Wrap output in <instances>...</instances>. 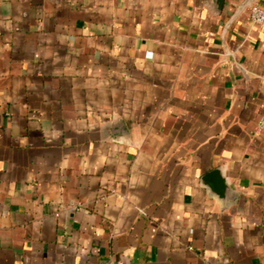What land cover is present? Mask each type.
I'll list each match as a JSON object with an SVG mask.
<instances>
[{
	"label": "crops",
	"instance_id": "0c3cea01",
	"mask_svg": "<svg viewBox=\"0 0 264 264\" xmlns=\"http://www.w3.org/2000/svg\"><path fill=\"white\" fill-rule=\"evenodd\" d=\"M243 1L0 0V264H264Z\"/></svg>",
	"mask_w": 264,
	"mask_h": 264
},
{
	"label": "built area",
	"instance_id": "2783aa9c",
	"mask_svg": "<svg viewBox=\"0 0 264 264\" xmlns=\"http://www.w3.org/2000/svg\"><path fill=\"white\" fill-rule=\"evenodd\" d=\"M250 21L254 25H263L264 24V10L255 6L250 10L249 14ZM148 57H152V54H148ZM193 233V231H191ZM109 264H131L124 261L111 262Z\"/></svg>",
	"mask_w": 264,
	"mask_h": 264
},
{
	"label": "water",
	"instance_id": "95a60500",
	"mask_svg": "<svg viewBox=\"0 0 264 264\" xmlns=\"http://www.w3.org/2000/svg\"><path fill=\"white\" fill-rule=\"evenodd\" d=\"M257 2V0H244L239 6L238 9L236 11V13L234 14V16L231 18V20L228 22V24L225 27V33L226 31L231 27V25L238 19V17L245 12L248 8L252 7L255 3ZM219 170L213 172L212 174H219Z\"/></svg>",
	"mask_w": 264,
	"mask_h": 264
}]
</instances>
